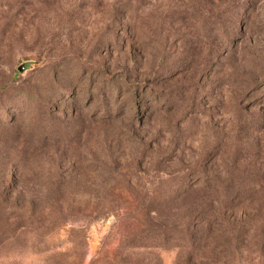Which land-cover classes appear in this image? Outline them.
Wrapping results in <instances>:
<instances>
[{
  "label": "rangeland",
  "instance_id": "1",
  "mask_svg": "<svg viewBox=\"0 0 264 264\" xmlns=\"http://www.w3.org/2000/svg\"><path fill=\"white\" fill-rule=\"evenodd\" d=\"M0 264H264V0H0Z\"/></svg>",
  "mask_w": 264,
  "mask_h": 264
},
{
  "label": "water",
  "instance_id": "2",
  "mask_svg": "<svg viewBox=\"0 0 264 264\" xmlns=\"http://www.w3.org/2000/svg\"><path fill=\"white\" fill-rule=\"evenodd\" d=\"M25 66H26V64L23 63V64H21V65L18 67L17 70H18L20 73H22V72L24 71V69H25Z\"/></svg>",
  "mask_w": 264,
  "mask_h": 264
}]
</instances>
